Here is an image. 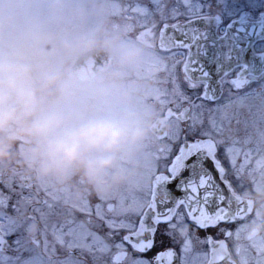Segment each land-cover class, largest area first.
<instances>
[{
	"label": "snow or ice",
	"instance_id": "6c2138e0",
	"mask_svg": "<svg viewBox=\"0 0 264 264\" xmlns=\"http://www.w3.org/2000/svg\"><path fill=\"white\" fill-rule=\"evenodd\" d=\"M149 2L160 51L172 61L166 83L179 99L169 112L176 129L165 137L169 147L157 157L155 190L147 207L131 195L97 198L95 204L89 201L87 210L74 209L66 220L53 225V231L60 233L57 244L66 253L59 258L62 261L184 264V244L178 251L173 234L177 223L205 232L216 229L227 237L231 232L227 226L243 213L242 208L232 211L237 176L229 155L231 145L220 137L238 115L234 110L247 106L257 94L253 84L260 85L264 96V0ZM170 186L183 195L174 197ZM16 189L19 200L13 202L11 193ZM21 201L42 203L48 214H55V203L47 197L41 201L37 193L33 201L29 188L0 182V246L22 226L17 215ZM214 239L203 237L204 242ZM154 249V255H149ZM38 264H44L42 258Z\"/></svg>",
	"mask_w": 264,
	"mask_h": 264
},
{
	"label": "rangeland",
	"instance_id": "374dc122",
	"mask_svg": "<svg viewBox=\"0 0 264 264\" xmlns=\"http://www.w3.org/2000/svg\"><path fill=\"white\" fill-rule=\"evenodd\" d=\"M151 8L149 0H0V59L30 64L32 72L22 83L31 87L39 88L41 81L56 71L63 74L61 82L38 92L42 98L41 106L46 111L63 110L71 106L84 109L88 115L119 117L131 110L140 116H150L154 123L157 117L164 116L170 108H175L179 99L171 95V86L166 83V69L172 62L171 57L165 54V61L160 62L159 66L150 56L156 53L151 52L147 43L155 44L159 37L149 11ZM90 33L96 34L101 40L118 36L121 42L139 48L141 55L130 65L118 67L116 64L90 81L78 82L70 74L72 63L78 55H69L62 47V42L73 41ZM159 70L165 76L164 87L160 88V98L157 95L156 81L153 82L154 85H146L144 88L147 80L155 79L154 75ZM115 71L120 72L119 77L113 75ZM175 129L176 121L170 119L166 136L158 137L151 131L133 147V156L127 163L132 175L127 181H132L138 203L148 200L158 167L157 157L162 155L161 150L169 147V140L165 137H171ZM29 149L30 144L24 140L14 145L13 152L17 158L12 163L0 164V182L13 188L28 182L34 188L31 192L33 201L37 193L40 200L41 197H47L50 201L53 196L50 186L59 179L41 178L29 170L24 163ZM75 176L81 174L72 173L67 178ZM18 192L19 189H16L11 193L13 202L18 201ZM5 193L9 194L7 189ZM22 202L24 207L21 211H26V214L21 217H24L25 224H36L27 217L28 207L32 202ZM39 209L41 212H34L41 221L48 215V209ZM54 211L55 224L68 218V213ZM17 215L20 216V209ZM46 224L44 220L39 225L43 227V234L46 231L43 238L44 243L47 241L49 246L51 240L47 229L51 225L47 224L46 228ZM35 227L36 225L31 228ZM39 229L33 233L34 239H39ZM9 240L7 248L0 252V264H38V258H42L44 264H65L62 260L56 262L54 253L43 251V247H36L30 235L23 239L21 237V240L17 235L10 236ZM15 240H18V244L13 243ZM28 241L29 245H26ZM186 248L189 247H184ZM194 253L196 257L199 254ZM60 254L62 257L66 255L62 249ZM263 260L261 256L260 261Z\"/></svg>",
	"mask_w": 264,
	"mask_h": 264
},
{
	"label": "clouds",
	"instance_id": "9594fccd",
	"mask_svg": "<svg viewBox=\"0 0 264 264\" xmlns=\"http://www.w3.org/2000/svg\"><path fill=\"white\" fill-rule=\"evenodd\" d=\"M62 47L69 55L103 48L116 57L118 67L134 63L141 55L139 48L118 36L101 40L94 33L63 41ZM31 72L30 64L0 59V164L15 161L13 147L24 140L30 144L24 163L41 178L65 180L79 173L99 191L129 179L132 171L127 163L133 147L153 130L152 118L131 110L119 117L88 115L71 106L46 111L38 92L61 82L63 74L46 76L36 88L22 83ZM113 75L119 77L120 72ZM254 209L257 214L244 225L250 238L264 236V190L255 193Z\"/></svg>",
	"mask_w": 264,
	"mask_h": 264
},
{
	"label": "flooded vegetation",
	"instance_id": "af4514ba",
	"mask_svg": "<svg viewBox=\"0 0 264 264\" xmlns=\"http://www.w3.org/2000/svg\"><path fill=\"white\" fill-rule=\"evenodd\" d=\"M147 45L152 49V51L150 50L151 52L156 53L150 56L160 66V62L165 61V53L160 51L158 40L155 44L148 42ZM146 53L148 54V52ZM154 76L155 79L150 78L147 80L148 82L144 85V88L154 85L153 82L156 81L157 95L160 98V88L164 87L165 76L160 70ZM251 88L255 89L257 94L248 101L247 106L234 110L238 112V115L233 117L230 126L226 127L223 136L220 137L231 145L229 155L234 161V171L237 176L232 185L233 197L235 199L232 202V211L235 213L238 208H242L240 204L244 201H246L247 208H242L243 213H239L240 215H237L235 222L227 226L231 229L227 237L220 236L216 229L210 228L205 232L197 230L195 225L192 226L183 222L177 223L173 233L177 242V250L179 251L181 243L184 244V247H189L184 249V264H212V240L211 242H204L203 237L206 235L215 236L216 239L214 241H224L236 264H264V260L260 261L261 256L264 259V236L250 238L244 230L246 221L251 220L252 216L257 214L254 209L255 193L264 190V96L260 95V85L253 84ZM157 119H160V116ZM237 120H239V123L236 122ZM169 122L168 125L170 124ZM69 178L52 182L50 186V192L53 194L50 202L55 203L54 210L69 214L74 209L87 210L89 201L95 204L97 198L112 200L129 195L135 197L131 180L113 185L105 191H99L90 185L82 175L75 176L72 179ZM229 178L231 179V171ZM23 187L29 188L31 192L34 191V188L28 182L24 183ZM23 207L24 205L21 201L19 218L22 221V226L17 232L18 238L21 240V237L23 239L30 235L31 241L33 240L36 247H43V251L48 250L49 253H53V246H55L56 253L54 259L56 262L60 261L59 258L62 257V253L60 254L61 249L57 244L60 233L58 229L55 232L53 231V225H57L55 224L53 214L45 215L43 218L47 224L51 225L47 229L51 242L47 246L49 249L46 250L43 238L46 231L44 230L43 234V227L39 225L44 220L39 221L40 217L37 218L34 212V209L43 208V204L38 205L35 202L29 204L27 217L30 222L36 223L32 225L25 224L24 217L26 211H21ZM46 212L49 213V210H46ZM22 214H24L23 218L21 217ZM232 218L230 215L229 219ZM34 225L36 227L31 228ZM38 228H40V233L37 235L39 239H34L33 233L38 231ZM81 236L77 237V243L81 242ZM192 241H195V243H192ZM186 244L189 245L186 246ZM26 245H29V241ZM155 251L154 249L153 253L149 255H154ZM194 252H199L197 257ZM76 255L80 254L76 253ZM63 261L65 264H75L74 261ZM88 264H91V262L89 261Z\"/></svg>",
	"mask_w": 264,
	"mask_h": 264
},
{
	"label": "water",
	"instance_id": "95a60500",
	"mask_svg": "<svg viewBox=\"0 0 264 264\" xmlns=\"http://www.w3.org/2000/svg\"><path fill=\"white\" fill-rule=\"evenodd\" d=\"M109 58H110V54L101 48H97L92 52L80 55L71 67V75L73 78L80 81L90 79L94 77L98 72H100L105 67L106 64L109 65L114 64V59L112 58L109 59ZM166 130H167L166 118H162L160 119V123L154 126V131L160 136H163L165 135ZM170 187H171L172 195L174 197H180L183 195V193L176 191L174 186H170ZM158 195H163V193H158ZM242 207L244 208L246 207V205L243 203ZM6 245L0 246V250H4ZM211 245L213 249L212 252L213 264L219 262H226V263L228 262V264H234L230 259V255L227 251L226 244L212 241Z\"/></svg>",
	"mask_w": 264,
	"mask_h": 264
}]
</instances>
